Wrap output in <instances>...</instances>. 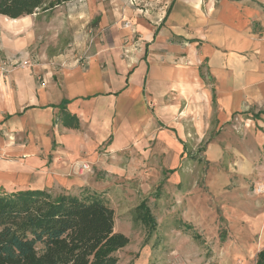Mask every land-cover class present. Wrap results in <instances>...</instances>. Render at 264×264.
I'll return each instance as SVG.
<instances>
[{"label": "crops", "instance_id": "crops-1", "mask_svg": "<svg viewBox=\"0 0 264 264\" xmlns=\"http://www.w3.org/2000/svg\"><path fill=\"white\" fill-rule=\"evenodd\" d=\"M144 1L110 12L135 35L97 42L83 67L0 57V176L23 168L41 175L24 189H93L90 172L69 174L103 159L98 148L117 151L136 137L175 159L191 118L205 134L213 120L219 129L249 115L250 131L264 136V0Z\"/></svg>", "mask_w": 264, "mask_h": 264}, {"label": "rangeland", "instance_id": "rangeland-1", "mask_svg": "<svg viewBox=\"0 0 264 264\" xmlns=\"http://www.w3.org/2000/svg\"><path fill=\"white\" fill-rule=\"evenodd\" d=\"M146 1L142 4L163 6L166 0ZM125 9L131 8L124 0H73L37 9L17 22L0 15V57L30 55L56 71L73 63L83 67L97 42L110 46L115 37L125 41L135 35L123 18L111 21L112 10ZM106 13L109 25L103 24ZM140 38L137 34L134 42ZM249 117L233 118L219 129L213 120L205 134L204 126L194 127L189 119L187 149L175 159L136 137L117 151L102 146L97 153L103 159L85 161L88 171L69 174L86 177L90 172L93 189L54 185L47 190L98 194L113 208L114 230L130 239L116 252L118 264H255L264 248V195L257 191L264 184V136L250 131ZM259 140L256 151L253 144L257 147ZM11 171L0 176V187L8 191L31 187L41 178L36 171ZM143 201L155 218L154 229L139 215Z\"/></svg>", "mask_w": 264, "mask_h": 264}, {"label": "trees", "instance_id": "trees-1", "mask_svg": "<svg viewBox=\"0 0 264 264\" xmlns=\"http://www.w3.org/2000/svg\"><path fill=\"white\" fill-rule=\"evenodd\" d=\"M70 1L0 0V15L19 19ZM137 209L154 229L146 202ZM129 241L114 230V210L98 194L0 187V264H118L116 252ZM255 264H264V248Z\"/></svg>", "mask_w": 264, "mask_h": 264}, {"label": "built area", "instance_id": "built-area-1", "mask_svg": "<svg viewBox=\"0 0 264 264\" xmlns=\"http://www.w3.org/2000/svg\"><path fill=\"white\" fill-rule=\"evenodd\" d=\"M130 1V4H135V0H129ZM130 21H126L125 22V27H131L130 26ZM134 31V30H133ZM25 64H28L29 62H24ZM81 171H88L90 169L89 165L87 163H81L79 164V167H78ZM257 191L260 193V194H263L264 195V184L262 185H259L258 188H257Z\"/></svg>", "mask_w": 264, "mask_h": 264}, {"label": "bare ground", "instance_id": "bare-ground-1", "mask_svg": "<svg viewBox=\"0 0 264 264\" xmlns=\"http://www.w3.org/2000/svg\"><path fill=\"white\" fill-rule=\"evenodd\" d=\"M11 20H13L14 22H15V21H16V22L18 21V19H11Z\"/></svg>", "mask_w": 264, "mask_h": 264}]
</instances>
